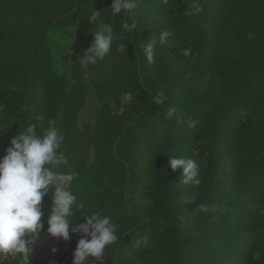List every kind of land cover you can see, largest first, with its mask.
Instances as JSON below:
<instances>
[{
    "label": "trees",
    "instance_id": "trees-1",
    "mask_svg": "<svg viewBox=\"0 0 264 264\" xmlns=\"http://www.w3.org/2000/svg\"><path fill=\"white\" fill-rule=\"evenodd\" d=\"M93 1L100 12L97 22L113 23L114 32L112 48L106 56L114 58L113 68L104 85L106 99L94 126L81 128L77 124L86 99L83 75L97 65L81 68L77 62L82 53L73 61L68 75H59L49 66L45 70V91L40 94L29 78L25 86L17 89L8 87L0 78V132L4 133L0 143L6 149L7 140L35 122L36 116L44 117L38 121L41 131L48 127L49 120L57 121L64 136L60 151L78 174L71 188L84 204L71 221L84 222L81 216L99 211L117 225L118 242L106 248L105 255L114 256L122 237L140 230L149 243L142 247L139 264L155 263V238L159 235L166 244L160 255L183 254L184 238L198 234L209 242L203 253L210 257L211 243L221 238V230L215 228L211 216L218 209L214 197L219 196L220 145L230 143L235 157L260 152L254 180L264 181V0H234L218 17L210 10L202 16L199 0H161L162 18L155 29L158 34L170 33L164 44L172 45L173 52L165 53L156 45L152 63L146 59L144 44L155 36L142 30L144 17L138 14V1V18H134L139 26L133 34L121 28L132 18L124 12L112 16L111 0H69L71 10L65 13L54 7L55 0H47L43 10H32L36 19L41 17V25L45 24L44 33L25 45L26 56L27 51L39 54L41 46L50 61L52 51L46 45L45 31L66 27L67 20L77 17L79 27L88 25L94 29L95 25L87 21ZM119 45L123 47L116 51ZM183 49H191V56L184 57ZM147 67L150 71L141 73ZM158 93L167 98L164 103L176 106L171 118L160 108L164 103H153ZM125 95L130 101L122 103ZM189 119L197 121L195 127L187 126L185 121ZM154 140L155 145L144 147ZM182 143L187 144L186 150ZM90 154L91 166L87 164ZM173 156L192 158L198 165V188L204 192L201 204L209 210L195 208L198 214L191 220L178 211L177 176L182 170L173 171L168 166ZM138 159L145 165L137 166ZM60 170L67 171L63 166ZM142 177L147 183L148 200L141 214L128 208L125 195L129 186L142 189ZM191 203L195 207L197 202ZM42 211L44 223L50 206H43Z\"/></svg>",
    "mask_w": 264,
    "mask_h": 264
},
{
    "label": "rangeland",
    "instance_id": "rangeland-1",
    "mask_svg": "<svg viewBox=\"0 0 264 264\" xmlns=\"http://www.w3.org/2000/svg\"><path fill=\"white\" fill-rule=\"evenodd\" d=\"M136 1L139 5L138 14L144 17L141 22L142 30L152 33V36L154 35L155 39L159 41L160 34L157 33L155 26L161 22L162 18L161 0ZM199 1H201L199 12L202 16L205 15V10H210L213 15L218 17L230 8L229 5L234 0ZM46 2L47 0H0V78L5 85L12 89L22 88L29 78L35 83L39 94L43 93L45 91V70H48L50 66L57 74L68 75L73 61L80 54L85 53L90 46L94 29L88 25L79 27L78 18L75 17L73 20L66 21L64 25L66 27L45 31L47 34L46 45L52 51L50 61H48L41 46L39 54L36 51L26 50L28 53L26 56L25 45L32 37L44 33L43 26L45 24L41 25V17L36 19L32 10L35 11L36 8L43 10ZM54 4V7L60 9L62 13L71 10L69 0H55ZM95 5L96 2L93 1L90 13L93 10L98 12ZM138 26L137 23V28ZM157 46L161 47L165 53L173 52L172 45L157 43ZM122 47L119 45L116 51ZM113 61V57H105L97 63L93 70L83 75L86 99L77 117V124L81 128L93 127L96 122L98 110L106 99L104 85L111 76ZM149 71L150 68L147 67L142 69L141 73L145 74ZM129 101L128 95L122 98V103ZM25 102L27 103V101ZM170 107V104L164 103L160 108L163 113H167ZM3 134L0 132V137ZM10 141V139L7 140V147L10 145ZM154 143L155 140L153 143L149 142V144L143 145L148 147L155 145ZM182 147L186 150L187 144L182 143ZM4 150L5 146L0 143V157L5 155ZM218 156L221 158L217 174L219 196L214 197V199L216 198L214 203L216 202L218 209L211 216L213 215L212 223L215 228L221 230V234H219L221 238L216 243H211V256L207 257L208 255L203 253V249L207 244L209 245V242L204 236L198 234H196L197 237L196 235H188L184 238L183 244L186 246V251L183 254L178 256L175 254L160 255L166 244L159 235L158 238H155L156 264H179L182 261L185 264H264V181L256 182L254 180L255 173L259 168V161L256 159H260V152L257 151L256 154L253 152L246 156L241 154V156L235 157L234 149H231V144L227 143L220 145ZM124 163L127 164V161L124 160ZM144 163L145 161L138 159L135 164L142 166L145 165ZM87 164L89 166L93 164L92 154H90ZM139 181L142 189H137L136 185L129 186L126 191L125 202L130 210L141 211L142 214L148 200L147 183L143 177ZM177 183L179 186L177 198L180 199L178 211L186 220H191L198 214L196 211H198V205L202 203L204 192L198 188L199 184L186 185L181 183V174L177 176ZM195 191L199 192L195 193ZM51 199L52 193L49 191L48 195L43 198L41 206H44L45 209L51 206ZM191 201L197 202L195 207ZM195 208L196 211H194ZM204 217L207 218V216ZM197 222L199 223V221ZM80 223H83L82 219L78 223L71 221L73 227ZM46 229L47 223L45 221L44 228L40 233L41 241L55 239L47 234ZM129 233L130 231L122 237L114 256L105 255L101 258L105 264H139L138 256L143 250L142 247L135 246V240L137 234H144L140 230L135 231L132 235ZM69 234L81 236L80 233H73L71 227ZM39 243L41 242L38 240L33 248H36ZM192 243H195L194 249H192ZM4 264H17L16 258L5 257ZM140 264H148V262H141Z\"/></svg>",
    "mask_w": 264,
    "mask_h": 264
},
{
    "label": "clouds",
    "instance_id": "clouds-1",
    "mask_svg": "<svg viewBox=\"0 0 264 264\" xmlns=\"http://www.w3.org/2000/svg\"><path fill=\"white\" fill-rule=\"evenodd\" d=\"M136 0H111V14L116 16L121 12L127 13L131 22L125 21L121 28L125 32H132L137 28L135 20ZM100 12L92 11L88 23L95 25L90 46L78 59L79 65L87 69L89 65H96L103 60L112 48L114 40L113 23L103 20L97 22ZM168 32H162L159 41L155 38L144 44V53L149 63L155 56L157 43H165ZM184 57L191 56V49L181 50ZM163 93L153 97L155 105L166 101ZM176 109L170 107L167 116L171 118ZM43 116H36L26 128L10 141L5 149V155L0 157V264H4L5 257H15L17 264H29V257L35 243L40 238L44 228L42 217V200L52 193L50 211L47 214V234L52 238L69 239V229L73 233H80L73 252L72 264H87L88 258L100 261L105 256V250L118 242L117 225L112 218L96 211L83 215L84 222L74 227L71 220L78 210L84 208L83 202L77 200L72 191V184L77 177L70 166L67 156L60 151L64 136L57 121H48V127L41 131ZM188 127H195L197 121H185ZM39 130V134L36 130ZM67 171L59 170L61 167ZM168 166L175 171L181 169V183H200L197 179L199 169L192 158L169 157ZM201 212L209 210L204 204L198 205ZM148 237L137 234L136 247H147Z\"/></svg>",
    "mask_w": 264,
    "mask_h": 264
},
{
    "label": "flooded vegetation",
    "instance_id": "flooded-vegetation-1",
    "mask_svg": "<svg viewBox=\"0 0 264 264\" xmlns=\"http://www.w3.org/2000/svg\"><path fill=\"white\" fill-rule=\"evenodd\" d=\"M81 236H74L69 234L68 240L61 238L47 239L41 241L39 238V245L33 248V252L29 257V264H36V259L42 264H57L55 258H58L62 264H72L73 252ZM68 253V254H67ZM87 264H105L102 260L97 261L89 257Z\"/></svg>",
    "mask_w": 264,
    "mask_h": 264
},
{
    "label": "water",
    "instance_id": "water-1",
    "mask_svg": "<svg viewBox=\"0 0 264 264\" xmlns=\"http://www.w3.org/2000/svg\"><path fill=\"white\" fill-rule=\"evenodd\" d=\"M68 254V253H67ZM55 261H56V263L57 264H62L61 262H60V260H58V258H55ZM36 264H42L41 262H39V259H36V262H35Z\"/></svg>",
    "mask_w": 264,
    "mask_h": 264
}]
</instances>
